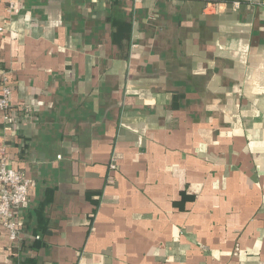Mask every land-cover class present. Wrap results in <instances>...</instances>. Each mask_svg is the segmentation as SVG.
Masks as SVG:
<instances>
[{
  "label": "crops",
  "instance_id": "1",
  "mask_svg": "<svg viewBox=\"0 0 264 264\" xmlns=\"http://www.w3.org/2000/svg\"><path fill=\"white\" fill-rule=\"evenodd\" d=\"M1 27L31 184L0 264H264V0H0Z\"/></svg>",
  "mask_w": 264,
  "mask_h": 264
},
{
  "label": "built area",
  "instance_id": "2",
  "mask_svg": "<svg viewBox=\"0 0 264 264\" xmlns=\"http://www.w3.org/2000/svg\"><path fill=\"white\" fill-rule=\"evenodd\" d=\"M7 12L15 11L16 0H6ZM239 2H234V8ZM3 28H0L2 31ZM13 85L8 74L0 75V110L6 111L9 107ZM30 180L19 169L7 166L5 152L0 146V226H2L11 242H16L19 235V224L16 220L15 210L24 204L28 198Z\"/></svg>",
  "mask_w": 264,
  "mask_h": 264
},
{
  "label": "trees",
  "instance_id": "3",
  "mask_svg": "<svg viewBox=\"0 0 264 264\" xmlns=\"http://www.w3.org/2000/svg\"><path fill=\"white\" fill-rule=\"evenodd\" d=\"M10 108H7L6 109V113H7V118L9 117V114H10V110H9Z\"/></svg>",
  "mask_w": 264,
  "mask_h": 264
}]
</instances>
